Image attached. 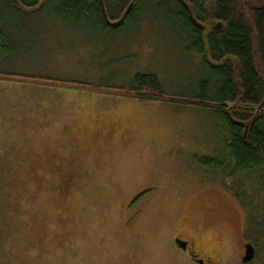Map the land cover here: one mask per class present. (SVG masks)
Returning <instances> with one entry per match:
<instances>
[{"label": "rangeland", "instance_id": "rangeland-1", "mask_svg": "<svg viewBox=\"0 0 264 264\" xmlns=\"http://www.w3.org/2000/svg\"><path fill=\"white\" fill-rule=\"evenodd\" d=\"M170 9L146 2L107 29L47 7L6 19L0 264H198L177 236L207 264H260L259 251L241 260L247 211L201 162L225 154L221 119L119 89L149 73L166 91L198 92L205 71Z\"/></svg>", "mask_w": 264, "mask_h": 264}, {"label": "trees", "instance_id": "trees-1", "mask_svg": "<svg viewBox=\"0 0 264 264\" xmlns=\"http://www.w3.org/2000/svg\"><path fill=\"white\" fill-rule=\"evenodd\" d=\"M101 1L110 21L120 19L133 1L122 23L146 2L157 9L165 6L168 10L170 3L176 6L168 14L183 24L184 46L197 55L205 71L198 92L166 91L157 76L149 73H136L127 88L119 89L142 101L176 102L221 119L227 134L225 154L202 157L201 162L217 171L224 187L234 192L247 211L245 237L259 251L258 257H264V0H183L187 8L178 0ZM45 7L62 19H88L105 29L110 27L99 0H0V41L9 40L6 19ZM216 22L222 23L220 30L211 28ZM6 75L49 81L44 76Z\"/></svg>", "mask_w": 264, "mask_h": 264}, {"label": "flooded vegetation", "instance_id": "flooded-vegetation-1", "mask_svg": "<svg viewBox=\"0 0 264 264\" xmlns=\"http://www.w3.org/2000/svg\"><path fill=\"white\" fill-rule=\"evenodd\" d=\"M176 239H180L181 241H185L186 242V245H185V248H180L178 247L176 244H175V240ZM173 243L174 245L177 247V248H180L182 250H184V252H186L187 256L194 262L198 263V264H207L208 261H210V257H207L206 259L202 258L200 256V252L198 250V247H197V244H196V241L194 240V238H182L180 236H177V237H174L173 239ZM248 245H251L250 242H244L243 243V253H242V256H241V260L244 261V263H248L250 261H252L255 257V249L254 247L253 248V255L251 257V259L249 260H243V258L245 257L246 255V246ZM202 260V263H200L199 261Z\"/></svg>", "mask_w": 264, "mask_h": 264}, {"label": "water", "instance_id": "water-1", "mask_svg": "<svg viewBox=\"0 0 264 264\" xmlns=\"http://www.w3.org/2000/svg\"><path fill=\"white\" fill-rule=\"evenodd\" d=\"M100 3H101V6H102V14H103V18L105 20V22L110 26V27H117L119 26L123 20L125 19V17L127 16L132 4H133V1L127 6V8L125 9L124 13L122 14L121 18L116 20V21H110L107 16H106V12H105V9H104V6L102 4V1L99 0ZM179 2H181L186 8H187V4L185 3V1L183 0H178ZM211 28L213 30H220L222 28V23L221 22H216L214 23ZM175 244L180 247V248H185V245H186V242L185 241H181L180 239H176L175 240ZM253 255V248L251 245H248L246 246V255L245 257L243 258V260H249L251 259ZM200 263H202V260L199 261Z\"/></svg>", "mask_w": 264, "mask_h": 264}, {"label": "crops", "instance_id": "crops-1", "mask_svg": "<svg viewBox=\"0 0 264 264\" xmlns=\"http://www.w3.org/2000/svg\"><path fill=\"white\" fill-rule=\"evenodd\" d=\"M139 101H142V100L139 99ZM146 101H149V102L151 101V102H157V103H160V101H156V100H146Z\"/></svg>", "mask_w": 264, "mask_h": 264}]
</instances>
